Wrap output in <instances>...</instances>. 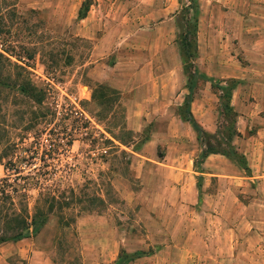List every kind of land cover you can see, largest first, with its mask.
Returning <instances> with one entry per match:
<instances>
[{
  "label": "rangeland",
  "instance_id": "1",
  "mask_svg": "<svg viewBox=\"0 0 264 264\" xmlns=\"http://www.w3.org/2000/svg\"><path fill=\"white\" fill-rule=\"evenodd\" d=\"M263 1L197 0L200 43L197 40L193 63L198 76L190 85L195 95L189 111L193 110L194 120L221 143L226 141L227 122L220 114L217 87H224L225 81L236 82L229 100L236 113L235 129L241 126L242 136L248 137L264 123V51L258 56L254 49H242L236 34L240 28L247 32L254 27L264 29V16H256L264 11ZM82 2L85 16L78 19ZM160 7L172 11L158 18L153 12ZM7 10L14 16L7 15ZM178 10L177 0H0L2 23L7 27L12 22L9 29L3 28L6 34L0 43L4 41L5 47H13L21 56L22 49L38 51L25 69L34 85L48 89L45 103L55 109L54 121L61 131L72 133L70 144L59 148L43 167L42 148L33 142L31 130L19 136L29 120V100L16 87H0V156L6 155L0 161V187L11 195L12 207L26 206L31 213L37 198L34 174L38 170L40 182L47 176L44 186L58 188L63 199L73 195L75 201L63 210L67 224L47 215L41 226L30 227L20 239L24 257L8 256L4 264H264V224L260 222L251 226L235 221V229L225 233L254 236V249H260L219 256L204 248L202 254L200 235L214 234L212 225H221L219 210L204 199L207 190L217 188L216 180L202 181L200 177L201 189L193 203L184 201L181 194L176 198L167 192L159 203L151 192L154 185L162 187L164 182V176L155 170L161 165L155 162L165 147H156L154 162L145 161L142 143L152 132L164 133L168 117L190 127L180 110L187 90L176 43ZM19 15L27 25L20 24ZM213 37L217 39L214 44ZM130 56L142 60V98L122 91ZM50 57L58 64L54 75L48 68ZM10 60L20 64L12 57ZM258 60L263 62L258 65ZM12 77L9 81L0 77V82L9 84ZM96 84L119 93L112 111L101 109L97 100L90 99ZM158 91L169 95L160 98ZM236 140L232 138L233 146ZM9 160L20 167L18 174L7 170L8 164L4 166ZM192 170L199 172L200 165ZM258 184L264 187V181ZM89 197L97 201L90 203ZM0 209L9 211L7 202L0 203ZM245 212L254 215L257 224L260 215L264 217V204L257 201ZM225 214L227 217V211ZM188 230L195 237L184 246ZM6 243H1L0 249ZM159 250L156 257L154 252ZM142 252L147 256L142 258ZM182 252H187L186 256ZM2 253L6 255L8 250Z\"/></svg>",
  "mask_w": 264,
  "mask_h": 264
},
{
  "label": "crops",
  "instance_id": "2",
  "mask_svg": "<svg viewBox=\"0 0 264 264\" xmlns=\"http://www.w3.org/2000/svg\"><path fill=\"white\" fill-rule=\"evenodd\" d=\"M147 1L149 0H142V2ZM262 3H264V1ZM169 10L172 11L171 9L160 7L153 13L158 16V18H162L168 14ZM153 13L152 16H154ZM256 16L263 17L264 11L258 12ZM247 33L250 34L249 38L247 37ZM236 34L238 35V42L242 49H254L258 53V56L262 55L261 53L264 51V29L254 27L247 32V29L240 28ZM216 37L212 39L214 40L212 42L213 44L217 40ZM197 40L199 44V35H197ZM221 42L222 44L224 43L223 40ZM216 43L219 44L218 42ZM200 49L201 47L198 45V50L200 51ZM257 62L259 65L263 61L258 60ZM127 68V74L123 79L124 87H122V91L126 93L132 92L133 97L139 94L142 98V60L135 61L134 58L130 56ZM153 83H158V77L154 79ZM158 93L161 94L156 96H160V98L169 95L168 93H163V91H158ZM190 113L193 117L195 116L191 109ZM155 122L156 121H154V128ZM141 123L142 118H140V125ZM165 130L166 131L162 134L152 132L141 146L142 158L145 161H152L154 159L157 146L164 144L165 147L164 154L157 158L155 162L157 165H161V168L158 167L155 170L164 176L162 187L160 186L161 184L154 185V189L151 191L154 193L156 200L159 203H163V196L165 192H167L170 196H175L176 198L178 194H181L182 197L185 198L184 201L193 203L197 199L196 194L199 193L201 189L198 182L216 180L218 186L214 189L215 192H208L207 190L204 193L206 195L204 199H206L210 207L213 206V208L219 210L220 213L218 212L217 214H221V217L219 215L217 216L219 217L218 219L221 225L220 227L219 224L216 226L212 225L215 231L214 234L209 232L210 235L207 237L200 235L202 254L205 253L204 248L218 252L219 256H233V252H235L236 255L237 251L244 252L246 250L260 249H254L256 247L254 245L256 243L254 241V236L246 238L241 235L237 237L236 234H231L229 236L225 235V233L229 228L232 230L235 229V221H240L241 223L249 222L250 225L255 222V226L258 225L259 222L261 226L264 224L263 216L260 215L262 219L259 218L260 221L258 220L256 224L255 219H253L254 215L249 217L250 213L245 212L246 207L250 206V204H255L257 201H260V204H264V187L258 184L264 181V123H259L255 128L254 135H249L248 137L242 136V130H244V128L241 126L236 127L239 136L236 137L237 140L234 143V147L238 153L243 155L249 169L248 174H244L237 165L219 154L207 155L199 164L200 171L195 172L192 170V166L201 148L198 147L195 141L194 132H192L187 124L179 123L174 117H168L166 119ZM144 151H147V154H144ZM200 177H202V181ZM142 190L145 191V188H142ZM225 211H227V217ZM231 218L232 221L229 222ZM212 226L208 228L211 229ZM221 230H224V234ZM188 231L189 233L186 235L184 246H188L189 241L194 236V233L190 230ZM240 236L247 242L246 248L244 246L245 241L239 239ZM181 241L182 239L178 237V243ZM21 242L22 240H18L4 244L2 249H0V264H4L5 258L11 255L18 256L19 258L24 257L25 251L22 248ZM3 249L8 250L6 255L2 253ZM27 250L28 249H26V251ZM160 251L161 250L154 252V255L157 257ZM186 253L187 252H182L184 256H186ZM145 256L147 255H142V258Z\"/></svg>",
  "mask_w": 264,
  "mask_h": 264
},
{
  "label": "trees",
  "instance_id": "3",
  "mask_svg": "<svg viewBox=\"0 0 264 264\" xmlns=\"http://www.w3.org/2000/svg\"><path fill=\"white\" fill-rule=\"evenodd\" d=\"M177 3L179 5L177 15L180 23L178 25L179 32L176 35V43L181 58L182 72L186 79L185 88L187 90V93L183 97L180 110L182 112L184 111L186 114L182 116V120L190 125L195 134L196 141L202 146V150H200V153L197 155L198 157L196 156L198 159L195 158L193 162V167L198 169L199 164L207 155L219 154L237 165L241 170L248 172L247 164L243 155L238 153L235 147L231 144L232 138L239 136L234 127L236 113L232 110L229 104L231 92L234 89L236 82L234 80L225 81L224 87H217L221 93L219 96L222 102L220 114L222 115V119L227 122L225 143L215 140L214 136L212 137L211 134L205 132L194 120L189 111V104L195 95L190 91V85L198 76L193 62L197 57V22L199 8L197 0H187V3L185 4L180 0H177ZM84 7L85 2H82L79 10L77 11L78 19H81L85 16L84 13H82ZM27 13H33V11L28 10ZM186 13L190 14V17H186ZM6 14H11V16H14V12L9 10L6 11ZM3 18L4 16L0 14V38L2 37V40L3 35L6 34L2 32L3 28L9 29L12 24L10 21L6 27L2 23ZM18 19L20 20L19 22L21 25H27V22L23 20L21 15L18 16ZM40 23L41 21H38L37 25ZM28 27L33 26L28 25ZM3 43L4 41L0 43V77L3 80H8L11 78V75H13V77L9 84L0 82V87H16L17 92L23 98L29 100L31 105L28 111L29 120L24 124V128L20 129L19 136L24 135L26 131L31 130V136L34 140L33 142L38 147L42 148V166L46 167L47 159L53 158L52 156L58 153L59 148L70 144L72 133L61 131L60 124L54 121V116L56 113L55 109H53L50 105H46L45 103L48 89L34 85L29 78V72L25 69L29 67L26 62L32 60L33 56L38 51L32 48L22 49L21 52L23 53V56H21L18 54V52L16 53L13 47H5ZM11 57L20 64H17L15 61H11ZM48 68L50 69L49 72L53 75L58 72V64L55 62L53 57H50V66L48 65ZM118 94L119 93L114 89L101 84H96L91 89L90 99L92 101L97 100V103L100 105L101 109H105L110 112L114 107H116L118 102ZM116 140L121 143L119 139ZM105 142L110 143V141L107 139H105ZM120 152L124 154L123 151ZM5 156L6 155H1L0 161L5 158ZM10 162V160L6 161L4 166L6 167L8 164L6 169L14 171L16 174H18L20 172V167ZM37 171L38 170H36L34 174L36 175L34 186L38 191L37 198L31 213H28L26 206H21L20 208L12 207L14 206V202L11 195L5 193L3 188L0 187V203L4 204L7 202L9 206V211H2V209H0V244L20 240L25 235H27V231L30 227L41 226L45 221V217H47L49 214L54 215L56 220L65 222L64 224H67L63 219V210L72 203H75V201H73V195L72 199H63L62 195L58 192V188H51L49 185L44 186V183L48 181L47 176L42 177V182L39 181L40 173ZM44 172L45 174H49L47 170ZM23 197L24 195H19V198ZM87 200L90 203L97 201L94 197H89ZM18 202L21 203V201ZM144 254L145 253L142 252V255Z\"/></svg>",
  "mask_w": 264,
  "mask_h": 264
}]
</instances>
